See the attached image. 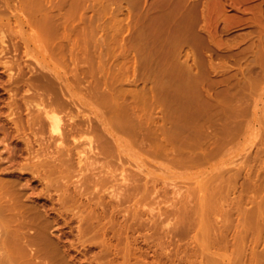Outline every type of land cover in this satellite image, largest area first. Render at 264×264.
<instances>
[{
  "label": "rangeland",
  "instance_id": "rangeland-1",
  "mask_svg": "<svg viewBox=\"0 0 264 264\" xmlns=\"http://www.w3.org/2000/svg\"><path fill=\"white\" fill-rule=\"evenodd\" d=\"M7 1L0 160L15 176L38 160L56 163L52 171L30 164L21 180L51 218L59 255L68 264H264V225L254 230L264 224V0H225L209 8L223 9L213 17L211 0ZM89 85L109 91L93 99L129 102L117 141L108 137L117 127L92 129L94 112L71 100L68 88L80 99ZM133 95L138 130L130 129ZM52 99L59 134L47 117L34 122ZM166 121L171 129L158 131L150 150L142 135Z\"/></svg>",
  "mask_w": 264,
  "mask_h": 264
},
{
  "label": "bare ground",
  "instance_id": "bare-ground-1",
  "mask_svg": "<svg viewBox=\"0 0 264 264\" xmlns=\"http://www.w3.org/2000/svg\"><path fill=\"white\" fill-rule=\"evenodd\" d=\"M7 1V0H6ZM26 1V0H25ZM24 1V3H26ZM31 2H32V0H30ZM34 1V0H33ZM39 1V0H38ZM37 0L35 1V3L34 2H32V3H34L35 5H36V2L40 5V1L38 2ZM58 1V0H57ZM131 1V0H130ZM135 1V0H134ZM137 1V0H136ZM135 1V2H136ZM178 1H181V0H175V3H177ZM206 1V0H205ZM224 1L225 0H223V1H221V0H211V1H209L208 3H206L205 2V5H206V7L208 6V9H206V11L205 12H207L208 14H211L210 13V11H209V8L211 7L212 8V6H214V5H217V8H218V6H221V4H224L225 5V3H224ZM2 2V1H1ZM8 2V1H7ZM29 1L27 0V3H28ZM223 2V3H222ZM4 3V2H3ZM26 3V4H27ZM30 3V2H29ZM41 3H42V1H41ZM131 3H133V0H132V2ZM138 3V2H137ZM142 3H143V1H142ZM158 4L159 3H161V2H157ZM162 3H163V1H162ZM173 3V2H172ZM175 3H173L174 5H175ZM179 3V2H178ZM181 3V2H180ZM179 3V4H180ZM198 3V2H197ZM204 3V2H203ZM34 4H32V5H34ZM154 4H156V3H154ZM196 4V3H195ZM194 4V5H195ZM25 5V4H24ZM31 5V6H32ZM168 5V4H167ZM181 5H183V3L181 4ZM223 5V6H224ZM6 6V5H5ZM135 5H133V7H134ZM154 6H157V5H154ZM173 6V5H172ZM177 6H178V4H177ZM223 6H221L222 8H224ZM226 6V5H225ZM131 7H132V5H131ZM139 7V6H138ZM141 8H142V6H140ZM176 7V6H175ZM205 6H204V9L206 8ZM20 8H22V7H20ZM20 8H19V10H20ZM218 9L217 11H219V13H216V15H214V16H217L218 14H220V11H222L223 12V9ZM140 9V8H139ZM15 11H16V9H14ZM18 10V12H21L23 9H21L20 11ZM209 12H208V11ZM211 10V9H210ZM213 10L215 11L216 9H214L213 8ZM211 11V12H214V11ZM15 11H13V12H15ZM4 12V11H3ZM18 12H16V15H18L17 13ZM24 11H22V13H23ZM216 12V11H215ZM26 14V15H25ZM25 14H21V13H19V15L18 16H20V19L22 20V21H25V19H26V16H28V12L27 11H25ZM213 15L211 14V16L213 17ZM207 16V15H206ZM210 16V15H209ZM19 19V20H20ZM210 19L212 20H214V18H211L210 17ZM216 19V18H215ZM209 22H210V20H209ZM40 29H42L43 30V32L45 31L43 28H40ZM38 31V30H37ZM38 32H41V30L40 31H38ZM27 38H28V36H27ZM4 46V45H3ZM4 49V48H3ZM56 77H58L57 79L59 80V81H62L63 80V78L61 77V76H59V75H57ZM68 80V82H70L69 81V79H67ZM76 80L78 81V82H80L81 80H82V78H80L79 76L76 78ZM69 89V91L71 92L70 93V96H71V100L73 101V103L74 104H77V105H81V106H84V107H88V109L89 110H91V111H93L94 112V114H95V119L96 120H93V119H91V128L92 129H96V127L97 128H102V129H108V128H110V122H111V126L113 127H117V129L115 130V131H109V139H110V136H111V138L113 139V140H116L117 141V139H118V137L120 136V133H122V132H119V131H117L118 130V127H119V129H121L120 131H123V129L125 128V124L123 125V123H122V121L123 120H125V119H123L122 120V118H121V114H122V110L124 109V107L126 106L127 107V103H129L128 101H127V103H125V106L123 107V105H119V107H118V105L117 106H111V105H109L108 103H107V101L106 100H104V99H93V97L95 96V95H99L100 97H105L106 95H108L109 93V91L108 92H106V90H103V91H100L99 92V94H97V91L95 90V88L92 86V85H89V86H87V90H86V93H84V95L83 96H81L80 97V99L79 98H77V99H75L74 98V95H73V91H74V89L72 88V87H70V88H68ZM62 90V89H61ZM108 93V94H107ZM86 94V95H85ZM134 94V93H133ZM131 95V94H130ZM135 95V94H134ZM133 95V98L136 96H134ZM130 99H132V96H131V98ZM77 100H78V102H77ZM131 101V100H130ZM133 101L136 103V104H134L133 103ZM133 101H132V103L130 102V107H129V115H130V120H133L134 121V123H133V121L131 122V121H129V123L130 124H132L133 123V125H131V130H138L137 129V126H139L138 125V122H140V118H141V115H142V108H140L138 105H137V99H133ZM43 104H41L40 106H39V108H38V110H40V112L42 111V112H44L45 113V116H41L40 115V113H39V115H36V116H33V117H35L34 118V122H37V121H39V123L41 122L42 124H43V117H47L49 120H50V127H51V131L52 132H54V133H57V134H59L60 133V126H59V118L57 117V116H55L54 114H53V105L55 104V99H54V101H53V99L52 100H46V102H42ZM67 103H71V102H69V101H67V102H61V104H67ZM11 106V105H10ZM48 107H52L51 109L50 108H48ZM121 107V108H120ZM7 108H9V107H7ZM126 109V108H125ZM13 110V109H12ZM11 110V111H12ZM14 111V110H13ZM12 111V112H13ZM10 112V111H9ZM11 112V113H12ZM41 112V113H42ZM127 112V111H126ZM167 112V111H166ZM8 113V112H7ZM10 114V113H9ZM8 114V115H9ZM123 115V114H122ZM151 115V114H150ZM109 116H110V118H109ZM111 117L113 118V120L115 119V121H113V123H112V120H111ZM129 117V116H128ZM127 117V118H128ZM150 117V116H149ZM148 117V118H149ZM151 117L153 118V116L151 115ZM165 117V116H164ZM108 118H109V123H108ZM157 118V117H156ZM163 118V117H162ZM169 118H170V120H171V117H170V115H169V117H168V119L167 118H165V119H167V121L168 122H170V120H169ZM155 119V118H154ZM154 119H153V121H154ZM24 120V119H23ZM22 120V121H23ZM128 120H129V118H128ZM156 120V119H155ZM158 120V119H157ZM163 120H164V118H163ZM25 121V120H24ZM146 121H148V119L146 120ZM150 121H151V119H150ZM165 121V120H164ZM166 121V123L167 124H163L161 127L159 126V127H157L156 125H153L152 123H154V122H150L151 123V125H149V127H147L148 128V130H147V133H145L144 135H142V137H141V140L143 139L145 142L146 141H149V143H147V144H149L148 146L150 147V145H152L153 143V150H154V148H155V142L154 141H156V138L155 137H157V135H158V131H162L163 129H171L170 128V126H168V122ZM172 121H174V120H172ZM185 121V120H184ZM28 122V121H27ZM29 122H31V121H29ZM33 122V123H34ZM124 123H125V121H123ZM22 123H26V121L25 122H22ZM40 123V124H41ZM147 123V122H146ZM157 122H155V124H156ZM158 123H159V121H158ZM157 123V124H158ZM184 123V122H183ZM35 124V123H34ZM33 124V125H34ZM38 124V123H37ZM130 124H127V125H129L130 126ZM18 125V124H17ZM24 125V124H23ZM28 125V124H27ZM26 125V126H27ZM29 125H31L30 123H29ZM39 125V124H38ZM32 126V125H31ZM42 126L43 125H41V128H42ZM142 126V125H141ZM147 126H148V124H147ZM157 128H156V127ZM22 127H24V126H22ZM28 127V126H27ZM124 127V128H123ZM172 127V126H171ZM25 128V127H24ZM123 128V129H122ZM127 129H129V127H126ZM20 129V128H19ZM39 129H40V126H39ZM167 130H165V134H166V132H167ZM160 131V132H161ZM162 132H164V131H162ZM161 132V133H162ZM169 133V132H168ZM213 133V132H212ZM214 134V133H213ZM182 136V135H181ZM166 137V136H165ZM186 137H188V136H185L184 137V139L186 138ZM181 138V137H180ZM213 138V137H212ZM106 140H108V138L106 137L105 138ZM182 139V138H181ZM184 139H183V142H186V141H184ZM142 140V141H143ZM186 140V139H185ZM214 140H215V138H214ZM217 140V139H216ZM188 141V140H187ZM218 141V140H217ZM59 142H61V140H59ZM157 142L158 141H156V144H157ZM182 142V141H181ZM214 142V141H213ZM26 143H28V142H26ZM32 143V142H31ZM30 143V145H33V143L31 144ZM187 143V142H186ZM144 144V143H143ZM147 144H146V146H147ZM26 145H28V144H26ZM209 145H211V144H209ZM214 145V144H213ZM212 145V146H213ZM25 146V145H24ZM147 146V147H148ZM28 147H30L29 145H28ZM33 147V146H32ZM1 148V147H0ZM26 149H28L27 147H26ZM31 149H33L34 150V147L33 148H31ZM211 149V148H210ZM37 150V149H36ZM35 150V151H36ZM150 150H152L151 149V147H150ZM204 151H205V149H203ZM3 151H5V149L3 150ZM23 151V150H22ZM28 151H29V149H28ZM32 151V150H31ZM35 151H34V153H35ZM38 151V150H37ZM37 151H36V155L35 154H33V155H35V156H38L39 154H37ZM204 151H202V153H204ZM6 152V151H5ZM33 152V151H32ZM154 151H152V153H153ZM3 152H1L0 153V156H1V154H2ZM8 153V152H7ZM21 153V152H20ZM27 153V152H26ZM25 153V154H26ZM38 153H39V151H38ZM202 153H200V154H202ZM208 152H205L204 154H207ZM23 154H24V152H23ZM22 154V155H23ZM28 154V153H27ZM21 155V154H20ZM30 155H31V153H30ZM29 155V156H30ZM33 155H31V157H33ZM199 154H197L195 157H196V159L198 158V157H200V156H202V155H200V156H198ZM208 155V154H207ZM5 156H7V154H5ZM11 155H9L8 157H10ZM27 156V158H29L28 157V155H26ZM206 156V155H205ZM3 157H4V154H3ZM2 156H1V158H3ZM30 157V158H31ZM39 157V156H38ZM182 157V156H181ZM180 157V158H181ZM186 157H187V155H186ZM191 157V156H190ZM190 157H187V158H190ZM203 157V156H202ZM187 158H185L184 157V159H187ZM193 158V157H192ZM191 158V159H192ZM187 160H189V159H187ZM189 161H192V160H189ZM3 162H5V161H3V159L2 160H0V164H1V167H3V168H0V264H68L67 262H66V260L63 258V255L62 256H60L59 255V253H58V251H57V249L55 248V244L57 243H55V244H53V242H52V240H51V238L52 237H50L48 234V230H50V228H49V226H51L52 225V221H49V220H51V218H49L48 216H46V214H44L45 212H43L44 210H42L40 207V205L37 203V201H35L34 202V200L32 201L31 199H30V196H28V194H27V184L26 183H28L27 181H26V183L25 182H22V180H21V178L24 176V173L25 172H23L24 171V169L25 168H27L28 169V167L27 166H29L31 163H29L27 166H24L25 168L23 169V170H21V168H19V170H21V172L19 173V175H13L12 173L13 172H10L9 171V169H8V166H5L6 164V162L5 163H3ZM10 162V161H9ZM2 163L4 164V166L2 165ZM8 165H9V163H7ZM12 165V164H11ZM23 165H26V164H23ZM44 165H46V167L47 166H49L48 167V169L50 168V171H52V168H55L56 167V163L55 162H49V161H47V160H38V161H36V162H32V164H31V166L32 167H39V166H43L44 167ZM22 166V165H21ZM20 166V167H21ZM9 167H10V165H9ZM13 167V166H12ZM18 167V166H17ZM29 168H30V166H29ZM12 168L10 167V170H11ZM27 169H25V171L27 170ZM36 169V168H35ZM12 171V170H11ZM14 171V170H13ZM46 172H48V171H46ZM17 174H18V172H16ZM50 173V172H49ZM51 174V173H50ZM25 177V176H24ZM32 177H33V175H32ZM34 178V177H33ZM40 178V177H39ZM23 179V178H22ZM26 180V179H25ZM260 183V182H259ZM262 184L263 183H261L260 185L262 186ZM258 185V184H257ZM29 186V185H28ZM48 186V185H47ZM49 187V186H48ZM47 187V188H48ZM254 187H255V189H256V186L254 185ZM260 187V186H259ZM30 189V188H29ZM30 191V190H29ZM28 191V192H29ZM42 192V191H41ZM39 193H40V191H39ZM31 194V193H30ZM29 194V195H30ZM36 194H38V193H36ZM35 195V194H34ZM40 195H41V193H40ZM66 195H68V194H66ZM36 196V195H35ZM63 196H65V195H63ZM32 197V196H31ZM41 197V196H40ZM36 198H37V196H36ZM35 197H34V199H36ZM63 199H64V197H62ZM67 199L69 198V197H66ZM39 199V198H38ZM41 199V198H40ZM241 199V198H240ZM65 200V199H64ZM239 201H241V200H239ZM237 202L236 201V203L238 204V203H240V202ZM258 201V200H257ZM260 201L261 200H259V202H257L258 203V205H257V203H256V205H257V208H262V206L264 207V204H263V202L261 203V204H263V205H261L260 206ZM39 202V201H38ZM65 202V201H64ZM63 202V205L65 204ZM68 202V201H67ZM233 202V201H232ZM234 203H235V201H234ZM236 203H235V205H234V207H236V208H232L234 211L235 210H238L239 211V213L238 214H241V212H240V210L242 209V206H243V204L242 203H240L239 204V207L241 206V204H242V206H241V208H237V206H236ZM231 204H233V203H231ZM84 205V204H83ZM65 206H66V204H65ZM85 206V205H84ZM231 206V205H230ZM255 206V205H254ZM259 206V207H258ZM233 207V206H232ZM244 208L245 207H243V210H244ZM256 208V207H255ZM232 209H230V210H232ZM45 210H47V208L45 209ZM49 210V209H48ZM67 210V209H66ZM232 210V211H233ZM248 210V209H247ZM253 210H254V208H253ZM260 209H258V211H259ZM51 211V210H50ZM50 211H48V212H50ZM65 211V210H64ZM252 211V210H251ZM251 211H249L248 210V212H251ZM256 211H257V209H256ZM247 212V211H246ZM253 213H254V211H252ZM47 213V212H46ZM231 213V211H229L227 214H230ZM235 213V212H234ZM234 213H232V214H234ZM236 213V214H237ZM243 213H245V212H242V214ZM48 214H50V213H48ZM235 214V215H236ZM247 214V216H245L246 218L247 217H251L250 215L252 214H248V213H246ZM245 214V215H246ZM50 215H52V214H50ZM49 215V216H50ZM256 214H253V216H255ZM258 215V214H257ZM257 215H256V219L258 220L259 219V217H261L260 215H258V218H257ZM240 216V215H239ZM253 216H252V222H254V224H255V218L253 219ZM49 219H48V218ZM51 217V216H50ZM54 217V216H53ZM53 217H52V220H53ZM235 217H237V216H235ZM245 217H244V219H245ZM55 218V217H54ZM240 218V217H239ZM264 218V217H263ZM240 219H242L243 220V218H240ZM240 219H239V221H240ZM261 219V218H260ZM87 220V219H86ZM255 220V221H254ZM261 220H264V219H261ZM89 221V220H88ZM88 221H85V222H88ZM236 221V220H235ZM260 221V220H259ZM258 221V222H259ZM50 222H51V224H50ZM241 222L242 221H240L239 222V224H238V222H237V225H239V227L241 226L240 224H241ZM244 222V221H243ZM256 223L255 225H257V224H261V226H263L264 224L262 223V222H259V223ZM236 223V222H235ZM86 224V223H85ZM86 226V225H85ZM225 226V225H224ZM242 226H244L243 225V223H242ZM241 226V227H242ZM246 226V225H245ZM258 226H260V225H257L256 226V228L254 229V230H256L257 228L258 229H260V227H258ZM86 227H88V225L86 226ZM85 227V228H86ZM238 227V226H237ZM261 228H263L264 229V226L263 227H261ZM244 229H246L245 227H244ZM244 229H242L241 228V230H244ZM258 229H257V231H258ZM263 229H261V230H263ZM240 230V229H239ZM253 230V231H254ZM261 230H259V231H261ZM254 233V232H253ZM258 233V236L260 237L261 236V238L263 237L262 235H264L263 233H262V235H260V233L259 232H257ZM256 234V233H255ZM255 234H253V237H254V235ZM257 235V234H256ZM258 237V238H259ZM254 238H256V237H254ZM55 240V239H54ZM53 240V241H54ZM261 240V239H260ZM263 240V239H262ZM58 244H59V242H58ZM27 246H30L31 248H29V250H27L28 248H27ZM58 247V246H57ZM61 247V246H60ZM56 249V250H55ZM61 253V252H60ZM62 254V253H61ZM65 256H67L66 254H64ZM43 259H45V260H43ZM68 259V258H67ZM69 260V259H68ZM67 260V261H68ZM70 261V260H69ZM71 262V261H70Z\"/></svg>",
  "mask_w": 264,
  "mask_h": 264
}]
</instances>
